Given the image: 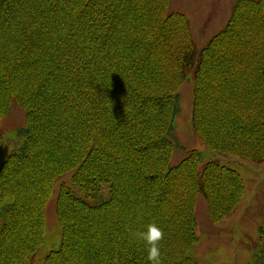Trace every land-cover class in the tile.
<instances>
[{"label":"trees","instance_id":"trees-1","mask_svg":"<svg viewBox=\"0 0 264 264\" xmlns=\"http://www.w3.org/2000/svg\"><path fill=\"white\" fill-rule=\"evenodd\" d=\"M172 0H0L1 123L15 102L22 144L0 165V264H33L46 207L60 248L43 264H148L132 232L156 222L163 264H199L196 210L237 211V171L197 150L172 164L177 96L192 83L193 134L209 150L264 162V0H235L196 49ZM107 192L103 199L102 193ZM251 264H264V228Z\"/></svg>","mask_w":264,"mask_h":264},{"label":"rangeland","instance_id":"rangeland-1","mask_svg":"<svg viewBox=\"0 0 264 264\" xmlns=\"http://www.w3.org/2000/svg\"><path fill=\"white\" fill-rule=\"evenodd\" d=\"M235 0H172L169 11L185 14L190 21L196 49L207 45V41L226 24L231 5ZM177 96L178 111L174 119V136L178 144L172 155V164L178 165L187 152L197 150L204 163L215 162L221 166L237 171L245 183V194L233 216L224 222L212 225L207 215L205 199L197 201V244L193 256L199 264H251L258 252L260 228H264V162L251 163L225 154L209 150L193 134L191 125L192 83L186 80ZM10 113L1 123L2 144L0 165L21 146V138L17 131L26 124L24 112L14 102ZM70 175L63 177L55 185L51 201L46 207L44 238L36 253L33 264H43L45 255L60 248L61 233L54 211L55 194L58 184L65 181L73 191L79 193L69 182ZM106 189L102 193L107 198ZM10 203V199H0V209Z\"/></svg>","mask_w":264,"mask_h":264},{"label":"clouds","instance_id":"clouds-1","mask_svg":"<svg viewBox=\"0 0 264 264\" xmlns=\"http://www.w3.org/2000/svg\"><path fill=\"white\" fill-rule=\"evenodd\" d=\"M163 236V229L156 222L147 224L143 230L132 232L133 239L144 244L146 247L148 264H163L162 253L159 247Z\"/></svg>","mask_w":264,"mask_h":264}]
</instances>
